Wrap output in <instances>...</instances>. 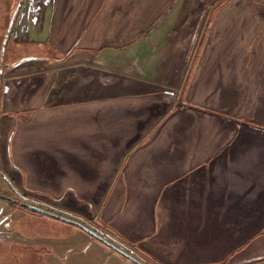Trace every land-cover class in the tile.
<instances>
[{
    "label": "crops",
    "instance_id": "crops-1",
    "mask_svg": "<svg viewBox=\"0 0 264 264\" xmlns=\"http://www.w3.org/2000/svg\"><path fill=\"white\" fill-rule=\"evenodd\" d=\"M51 2L41 28L65 53L12 130L13 175L85 196L145 264H264V3Z\"/></svg>",
    "mask_w": 264,
    "mask_h": 264
},
{
    "label": "rangeland",
    "instance_id": "rangeland-1",
    "mask_svg": "<svg viewBox=\"0 0 264 264\" xmlns=\"http://www.w3.org/2000/svg\"><path fill=\"white\" fill-rule=\"evenodd\" d=\"M51 1L0 0V120L6 124L5 130L0 134V264H131L125 254H134L133 248L138 251L139 243H125V239L114 230L106 231L103 225L97 227L96 225H100L99 220L94 218V214H91L85 205V196L45 193V188H34L31 185L33 182L25 176L26 173L22 172L23 178L12 173V165H15V162L6 147L12 129L28 114L30 108L51 101L50 96L53 95L47 86L48 76L43 73L45 66H49L51 62L39 60L34 62L32 68L14 67L13 71L6 66L24 56L63 59L65 52L62 47H56V42L48 38L49 36L44 34L45 29L41 28L40 14L52 6ZM252 1L264 3V0ZM222 2H216L214 5ZM37 13L39 16L34 20ZM194 30L195 26L183 30L182 34L188 37L183 46L185 43L189 46L193 43ZM189 50L188 58L197 53L192 50L189 55ZM164 53V58L169 60L178 57L176 50ZM185 56V50L179 52V58L183 59ZM84 57L87 58L88 54ZM33 68L39 72L30 73ZM175 69L182 72L185 68ZM187 70L189 68L186 67ZM12 73L17 74L18 80L22 82L13 84L12 80H8L7 76ZM58 86L53 89L55 93L56 89H59ZM186 86L184 79L177 87L178 100L180 94L186 91ZM20 203L35 206L40 203L48 204L63 211L61 216L64 219L29 211L21 207ZM87 216H91L90 219H87ZM163 216L162 210L153 215L155 233H158ZM138 233L140 231L135 230L132 235ZM144 234L149 235V232ZM116 248L124 253L118 252ZM145 255L151 259L150 255ZM136 260L141 264L147 262L140 256Z\"/></svg>",
    "mask_w": 264,
    "mask_h": 264
},
{
    "label": "flooded vegetation",
    "instance_id": "flooded-vegetation-1",
    "mask_svg": "<svg viewBox=\"0 0 264 264\" xmlns=\"http://www.w3.org/2000/svg\"><path fill=\"white\" fill-rule=\"evenodd\" d=\"M39 60L40 61H46L47 59H44V58L43 59L42 58H36L35 56H24L23 58L14 61L12 64L7 65L6 67L8 69H10V71H13V68L14 67L30 66L32 68V66L34 65V62H38ZM31 71H36V68H33V70H31ZM17 77H18L17 74L12 73L11 75H8L7 76V79L8 80H12V83L13 84H15V83H21V80H18ZM5 126H6V124L2 120H0V134L3 133V131L5 130V128H6ZM11 134H12V131H11ZM11 134L9 136V140H10ZM6 147L8 149V144H6ZM14 203L16 204V202H14ZM38 207H40V208H42L44 210L50 211V212L54 211V214H57L59 216H61V214L63 213V211L57 210V209L53 208L50 205L48 206V204H43V203L41 204L40 203V205ZM23 208H25V207H23ZM25 209H27V208H25ZM27 210H29V209H27ZM29 211H32V210H29Z\"/></svg>",
    "mask_w": 264,
    "mask_h": 264
},
{
    "label": "water",
    "instance_id": "water-1",
    "mask_svg": "<svg viewBox=\"0 0 264 264\" xmlns=\"http://www.w3.org/2000/svg\"><path fill=\"white\" fill-rule=\"evenodd\" d=\"M20 206L25 207V208L32 210V211H35V212H40V213H43L46 215L53 216V217L58 218V219H64L62 216H59V215L54 214L50 211L44 210V209H42L38 206H35V205L20 203ZM116 250L122 254L124 253L123 251L119 250V248H116ZM125 256L127 257L128 260H130L132 262L131 264H141L135 259V257H133L131 255H127V254H125Z\"/></svg>",
    "mask_w": 264,
    "mask_h": 264
},
{
    "label": "trees",
    "instance_id": "trees-1",
    "mask_svg": "<svg viewBox=\"0 0 264 264\" xmlns=\"http://www.w3.org/2000/svg\"><path fill=\"white\" fill-rule=\"evenodd\" d=\"M248 1H252V0H248Z\"/></svg>",
    "mask_w": 264,
    "mask_h": 264
}]
</instances>
